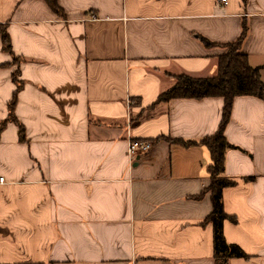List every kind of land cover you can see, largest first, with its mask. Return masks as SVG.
Instances as JSON below:
<instances>
[{"label": "crops", "instance_id": "obj_1", "mask_svg": "<svg viewBox=\"0 0 264 264\" xmlns=\"http://www.w3.org/2000/svg\"><path fill=\"white\" fill-rule=\"evenodd\" d=\"M0 0V264H216L210 150L220 97L159 95L217 74L228 43L264 84V0ZM215 45L206 47L201 38ZM16 58L18 61H14ZM21 87L15 115L8 104ZM225 135L227 242L264 264V99L235 98ZM152 150L130 161L129 138Z\"/></svg>", "mask_w": 264, "mask_h": 264}, {"label": "trees", "instance_id": "obj_2", "mask_svg": "<svg viewBox=\"0 0 264 264\" xmlns=\"http://www.w3.org/2000/svg\"><path fill=\"white\" fill-rule=\"evenodd\" d=\"M58 16H64V9L58 3V0H45ZM241 37L235 43H228L225 46L227 50L220 55L218 60L217 74L209 77H192L188 74L181 73L175 75V82L164 92H162L157 103L167 102L172 99L188 98L202 99L209 97H220L225 100L223 109V118L219 130L199 141H186L184 139H169L170 142H176L181 145L191 146L201 142L208 146L212 158V163L208 167V173L211 176L209 190L212 195L213 209L205 220L213 225L214 232V260L216 264H229L231 258H244L248 254L239 246L228 243L225 237L224 223L230 218L236 220L233 216L225 212L223 202V192L227 186H232L236 182L225 177L226 150L235 147L227 140L225 135V126L231 118V110L235 98L239 96H256L264 99V84L261 78V69L250 65L248 55L242 51L243 39L247 34V26L243 25ZM0 34L3 37V48L13 55L10 35L7 33L5 26H0ZM206 47L215 45L214 42L201 38ZM17 63V59L14 58ZM14 72L17 88L14 91L12 100L9 102V121H14L19 126V136L21 140H27L24 125L17 120L15 111L18 100L19 89L21 84ZM5 127V123L0 127V131Z\"/></svg>", "mask_w": 264, "mask_h": 264}, {"label": "built area", "instance_id": "obj_3", "mask_svg": "<svg viewBox=\"0 0 264 264\" xmlns=\"http://www.w3.org/2000/svg\"><path fill=\"white\" fill-rule=\"evenodd\" d=\"M220 4L227 5L230 0H218ZM128 156L130 161L135 160L139 155L146 154L152 150V143L145 139H133L129 138L128 142ZM6 183V180L3 176H0V184Z\"/></svg>", "mask_w": 264, "mask_h": 264}]
</instances>
